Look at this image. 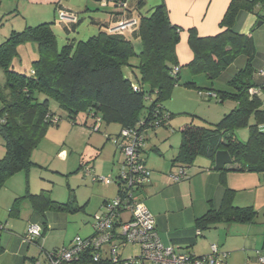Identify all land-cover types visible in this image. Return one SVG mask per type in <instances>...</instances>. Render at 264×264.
<instances>
[{"label":"trees","instance_id":"1","mask_svg":"<svg viewBox=\"0 0 264 264\" xmlns=\"http://www.w3.org/2000/svg\"><path fill=\"white\" fill-rule=\"evenodd\" d=\"M241 13L253 15L256 23H264V0H229L218 24L219 31L213 36L200 37L195 29L187 30L186 42L192 58L182 65L175 53L182 30L171 24L163 2L148 16L140 18L137 36L141 50L138 54L123 36L106 32H99L85 41H67L59 49L50 22L11 32L0 44V70L5 77L4 86L0 85V142L4 148V155L0 158V189L10 177L34 165L30 160L31 151L43 138L48 126H57L61 121V117L50 110L51 102L72 124L76 123L78 114L85 113L95 120L91 127L95 131L101 122L117 123L120 131L128 128L144 131L142 154L147 131L160 126L169 127L170 113L161 101L179 84L180 69L188 68L193 75L202 74L212 83L240 55L245 56V66L227 81L228 91L212 88L197 91L205 100L215 99L220 103L230 100L233 108L216 124L187 123L181 126L179 148L171 165L184 170L186 177L199 158L207 159L211 170L218 172L220 178L228 172L264 173V83L252 82L253 74L259 75L264 69L257 70L253 65L256 49L252 38L234 29ZM25 43L35 44L37 49V59L28 74L13 70L11 65L18 56L17 48ZM134 57L136 63L132 64L130 59ZM176 68L178 70L174 73ZM183 85L196 88L190 81ZM250 90L255 93L250 94ZM241 129L248 131L245 142L236 138ZM111 139L107 136V140ZM140 159L149 171L146 160L142 156ZM220 182L224 191L219 207H210L194 220L197 236L220 223L251 225L256 222L257 212L251 207L235 206L232 190L225 186L223 179ZM22 200H28L32 211L43 219L49 211L78 212L84 208L76 206L74 199L58 203L41 191L16 198L10 214L19 210ZM3 227L0 224V230ZM40 229L39 237L33 240L35 245L44 235L45 229ZM93 235L94 231L82 239ZM216 248L214 257L221 260L220 264H225L227 253ZM88 251L86 249L83 257L69 264H108L105 260L92 262ZM260 252H264V227ZM209 255L211 249L205 256H194L202 259Z\"/></svg>","mask_w":264,"mask_h":264},{"label":"crops","instance_id":"2","mask_svg":"<svg viewBox=\"0 0 264 264\" xmlns=\"http://www.w3.org/2000/svg\"><path fill=\"white\" fill-rule=\"evenodd\" d=\"M54 1L49 0L48 3H54ZM81 2L84 5L83 9L70 3L66 4V7L55 3L54 13L59 7L58 13L62 11L77 18L74 24L61 22L58 19V24L64 28L67 36L71 37L67 41L73 43L85 41L92 35L106 32L110 35L123 36L132 43L134 51L140 52L141 43L137 36L140 18L148 16L153 8L161 2L165 4L168 10L171 24L182 30L180 36L182 40L184 38L187 41L186 31L189 29H195L200 37L215 35L219 31L218 24L229 0H156L155 6L146 11L142 10L146 4L144 0H125V9L118 8L115 3L110 1L81 0ZM216 2L217 5L213 8V3ZM181 13L184 15L182 19L179 17ZM38 19H42L41 14L38 15ZM204 20L207 23L204 22L205 24L202 25ZM125 21H134V24L122 31L109 32L111 28ZM46 22H50V20H46ZM257 24L253 15L241 13L234 29L239 34L249 35L252 38L253 31L255 32L262 26L264 28V23H260L259 26ZM252 40L255 48L261 47L264 50V37L261 44L258 42L255 44V40L253 38ZM184 47L187 57L181 62L178 61L180 65L192 58L187 42L184 43ZM175 53L178 57L177 50ZM256 57L259 60L255 62L254 67L257 70L264 69V56L257 53ZM256 82L264 83V76L258 77ZM147 144H145V148ZM153 151L157 153V150L153 149ZM3 155L4 148L0 145V158ZM145 164L150 171V176L143 191L146 196L143 203L154 217L156 231L164 246L171 247L178 252L183 251L195 256H205L210 253V246L214 244L220 251L227 253L225 264H253L258 262L259 257H264V252H260L264 227V173L228 172L223 178H220L218 172L211 170V164L207 159L200 161L198 159L195 167L188 171L185 180L173 183L169 175L174 174L177 168L159 161H151L152 165H148L145 161ZM168 166H170L169 169ZM21 174L23 173L20 172L10 177L0 189V224L4 226L0 230V264H26L27 261L33 263L38 256L39 260H43L41 251H52L58 248L49 246L48 235L45 239L40 240L37 245L24 240L26 230L30 225L40 226L45 229L44 233H46L47 222L50 218L49 213L46 212L44 219L40 216L38 219L28 200H22L19 204V210L15 214H9V216H15L22 220L21 226L17 227L13 220L3 218L1 212L11 208L16 198L24 197L27 193L35 195L44 191L34 192L26 179L28 173ZM221 179L224 180L225 186L233 192V204L240 208H253L257 212L256 220L259 221V224L253 227V224L220 223L215 228L201 232L197 236L194 220L203 215L210 207H219L224 191L220 182ZM105 201H109V199L103 198L100 212L104 210ZM259 214H262V220L259 219ZM44 222L45 225H43ZM90 226L92 229L90 234L83 237L76 235L75 237L91 236L93 228L91 224ZM70 241L63 245L67 246ZM235 253L239 255V258L233 259L232 262Z\"/></svg>","mask_w":264,"mask_h":264},{"label":"rangeland","instance_id":"3","mask_svg":"<svg viewBox=\"0 0 264 264\" xmlns=\"http://www.w3.org/2000/svg\"><path fill=\"white\" fill-rule=\"evenodd\" d=\"M48 1L0 0V44L13 31L20 32L26 27H34L50 20L58 48L60 49L65 45L67 39L71 37H68L64 28L58 24L57 11L60 8L58 7L55 10L56 13H54L55 3L63 7L70 3L73 6L81 7V9L84 8V5L81 0H55L54 3H48ZM144 1L146 4L142 9L143 11L155 6L154 2L156 0ZM216 5L217 2L213 3V8ZM40 14L42 19H38ZM179 17L182 19L184 15L181 13ZM204 22L207 23L204 20L202 25L205 24ZM199 24H201L200 21ZM251 35L255 40V44L256 42L261 44L264 37L263 26L256 29L255 32L253 31ZM184 40L181 37L176 47L179 62L187 57L184 52V49H186L184 47L186 40L185 42ZM255 49L258 55L262 54L264 56V50L261 47ZM17 52L18 56L11 63L13 70L28 74L32 68V63L37 59L36 46L32 43H25L17 48ZM138 53L139 51L136 54ZM258 60L255 57L253 65ZM130 62L135 64L136 58H131ZM245 62L244 55L238 56L212 83L202 74L193 75L188 68L182 67L180 69L179 84L174 86L161 101L162 106L170 113L169 127L160 126L147 131L146 143L148 144L141 156L147 161L148 165H152L151 161L171 165V160L176 156L179 148L181 140L179 128L181 126L187 123L196 125L216 124L224 114L233 108V102L230 100H225L223 103L215 99L205 100L198 95L197 91L199 89L204 92L209 88L215 91H228L227 81L245 66ZM258 77L260 76L254 73L252 82H255ZM4 80V74L0 70L1 86H4ZM189 81L193 82L196 88L183 85ZM145 105L147 106L148 103L145 102ZM50 110L60 116L61 121L57 126H48L43 138L31 151L30 160L34 165L22 172L21 175L28 173L26 179L34 192L44 190L51 200L58 203H67L69 199H74L76 206L82 207L84 205L83 210L78 212H48L50 217L49 222H47L48 228H46V233H44L41 240L48 235L49 246L60 248L76 235L83 237L90 234L92 232L90 224L93 223V216L100 214L103 198L113 200L116 196L117 187L114 183L107 186L97 179L110 177L113 180L117 174L121 155L119 150H116L112 140H107V136L115 138L120 131V126L117 123L105 124L101 122L98 131H95L91 129L95 124V120L87 117L85 113L78 114L76 123L72 124L64 113L59 111L55 103H50ZM236 136H238L237 140L245 142L248 137L247 129L239 130ZM0 145H2L1 142ZM153 149L157 150V153ZM154 158L155 160H152ZM201 159L203 158H199V161ZM86 171H89L90 174L86 175ZM145 197L143 192L139 194V199L142 202H144ZM9 212L10 208L1 212L3 218L13 220L17 227L21 226L23 224L22 220L15 216H9ZM129 215V211L122 212V220H127ZM262 217V214H259V219L262 220ZM37 218L40 219L39 216ZM258 224L259 221L256 220L253 227ZM258 235L260 236V234ZM119 254L122 259L136 256L140 254V247L135 244H127L119 248ZM38 258L39 256L35 260L38 261ZM238 258L239 255L235 253L232 262ZM25 263L35 264L30 261ZM253 264H259V262Z\"/></svg>","mask_w":264,"mask_h":264},{"label":"built area","instance_id":"4","mask_svg":"<svg viewBox=\"0 0 264 264\" xmlns=\"http://www.w3.org/2000/svg\"><path fill=\"white\" fill-rule=\"evenodd\" d=\"M115 3L118 8L125 9L124 0H102ZM58 19L70 24L76 23V16L59 11ZM134 24V21H125L110 29L109 32L125 30ZM178 69H174L177 71ZM264 76V71L259 73ZM250 94L255 92L250 90ZM264 106V96L262 97ZM98 128V127H97ZM96 129V128H95ZM144 131L123 129L116 138H112L113 144L119 150L121 160L114 179L98 178L104 185L114 183L117 187L116 198L103 205V212L93 216L92 228L94 235L89 239L74 237L68 247L63 250L41 252L43 260L35 264H69L83 257L85 250L89 251L91 261L94 263L107 261L108 264H220L221 260L214 257L217 248L211 245V255L202 259L196 258L186 252L175 251L171 247L164 246L156 231L154 217L148 211L144 203L139 199L140 190L149 182L150 172L141 163V152L144 145L142 135ZM86 171V175H89ZM173 183L186 179L184 170L177 169L169 175ZM129 211L127 220H122L121 214ZM119 221V224H115ZM41 229L37 225H30L25 233L24 240L28 243L39 237ZM127 244H135L140 247V254L122 259L119 248ZM258 262L264 264V257H259Z\"/></svg>","mask_w":264,"mask_h":264},{"label":"water","instance_id":"5","mask_svg":"<svg viewBox=\"0 0 264 264\" xmlns=\"http://www.w3.org/2000/svg\"><path fill=\"white\" fill-rule=\"evenodd\" d=\"M259 25H260V23L257 24V26H259Z\"/></svg>","mask_w":264,"mask_h":264}]
</instances>
